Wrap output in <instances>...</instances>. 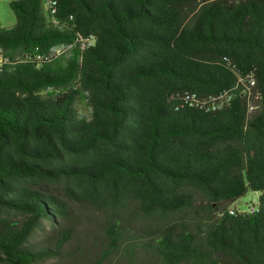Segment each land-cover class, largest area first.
<instances>
[{
  "label": "trees",
  "instance_id": "trees-1",
  "mask_svg": "<svg viewBox=\"0 0 264 264\" xmlns=\"http://www.w3.org/2000/svg\"><path fill=\"white\" fill-rule=\"evenodd\" d=\"M9 7L0 264L73 261L71 204L102 216L107 264L141 243L152 264H264V0H57L50 16L43 0ZM74 37L94 43L37 61ZM246 74L253 86L238 82ZM184 91L232 100L176 109ZM248 191L256 210L231 213Z\"/></svg>",
  "mask_w": 264,
  "mask_h": 264
},
{
  "label": "rangeland",
  "instance_id": "rangeland-1",
  "mask_svg": "<svg viewBox=\"0 0 264 264\" xmlns=\"http://www.w3.org/2000/svg\"><path fill=\"white\" fill-rule=\"evenodd\" d=\"M9 1L0 0V25L5 28L11 27L15 23V16L9 7ZM258 196L259 192L248 191L232 205L239 210H244L256 202ZM123 216L126 219L129 213L125 212ZM137 220V224L143 226L142 229L146 230L147 226L152 225L151 220L143 218ZM70 222L74 232L72 238L64 246V251H73L75 259L73 261L64 258L59 260L50 259L39 264H107V260L100 261L102 235H104L102 216L86 204H71ZM151 252L152 249L148 243L130 246L126 250L118 252L121 258L115 264H128L129 258L135 261L136 264H152L150 261Z\"/></svg>",
  "mask_w": 264,
  "mask_h": 264
},
{
  "label": "built area",
  "instance_id": "built-area-1",
  "mask_svg": "<svg viewBox=\"0 0 264 264\" xmlns=\"http://www.w3.org/2000/svg\"><path fill=\"white\" fill-rule=\"evenodd\" d=\"M44 7L47 10L49 16L54 14V9H56V3L55 0H43ZM53 23H57L54 19H51ZM94 38L93 39H86V40H78L77 37L73 38V41L68 44H56L53 45V49H50L47 53L44 54H38L37 55V61L39 63L48 62L55 58H58L62 55H69L71 53V50L78 49V51H82L89 46L93 45ZM238 82H244L245 84H248V86H253L255 84V79L252 76V74H246L245 76H239ZM180 103L177 104L176 109H179L181 107H193L198 108L203 111H211V110H219L223 107L227 106L230 101L232 100V94L229 92L223 91L217 96H209L207 98H201L199 97L195 92L190 91H184L177 95ZM254 107L250 104H248V109L251 110ZM257 201L249 205L244 210H239L233 208L234 206L230 207V212L233 213L234 209L236 211H244L247 213H252L257 208Z\"/></svg>",
  "mask_w": 264,
  "mask_h": 264
},
{
  "label": "bare ground",
  "instance_id": "bare-ground-1",
  "mask_svg": "<svg viewBox=\"0 0 264 264\" xmlns=\"http://www.w3.org/2000/svg\"><path fill=\"white\" fill-rule=\"evenodd\" d=\"M55 3H56V5H57V0H55ZM56 11H55V9H54V13H55Z\"/></svg>",
  "mask_w": 264,
  "mask_h": 264
}]
</instances>
